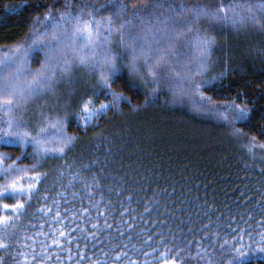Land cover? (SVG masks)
I'll return each instance as SVG.
<instances>
[{
  "label": "trees",
  "instance_id": "trees-1",
  "mask_svg": "<svg viewBox=\"0 0 264 264\" xmlns=\"http://www.w3.org/2000/svg\"><path fill=\"white\" fill-rule=\"evenodd\" d=\"M235 2L0 0V58L21 46L28 48L51 22L44 20L49 14L60 24V31L75 24L76 17L81 23L97 22L101 35L96 39L108 36L107 45L98 49L97 55L107 52L116 58L119 71L112 89L128 98L117 108L102 112L91 125L81 127L77 116L83 115V103L91 99L98 108L110 97L102 94L97 74L77 66L71 80L61 84L55 96L34 97L19 113L29 127L18 131L36 135L43 112L53 120L63 119L65 132L77 139L65 148L63 158L34 154L32 147L0 146V156L12 158L5 164L21 157L24 151L29 155L16 161L18 167L32 169L36 165L33 171L14 178L25 183L23 178L27 176L41 177L36 198L30 202L19 198L25 202L27 215L19 216L8 236L0 232V238L10 244L7 250L0 249L3 264H25L26 260L31 264H59L55 259H32L33 253H40L53 239L51 234L37 237V232L88 228L86 217L72 220L70 226L68 217L72 211L96 202L113 227L98 234L96 248L85 250L81 243V251L92 259L80 264H157L156 254L170 248L175 251L165 259H174L175 264H264V252L258 251L264 247V163L253 149L248 151L251 140L264 144V34L232 31L226 25L210 27L204 22L196 25L198 33L216 41L212 71L206 77L211 86L203 91L217 106L235 101L249 112L247 120L232 124L216 114L194 111L174 102L167 86L152 83L147 65L138 74H131L126 67L129 52L120 43L122 38L127 41L130 34L144 35L148 27L153 31H177L176 20L188 10L215 12L222 4ZM61 16H66L71 24L60 21ZM109 18L113 20L110 34ZM164 35L159 32V36ZM165 55L167 63L156 69L157 73L163 69L178 71L187 50L176 43L174 50ZM43 58V52L33 53L28 68H38ZM141 63L138 61V66ZM4 185L5 180L0 179V189ZM89 192L94 199H89ZM60 193L71 203L65 205ZM73 194L77 196L75 201ZM45 196L48 201L43 200ZM53 199L61 205L63 225L55 223V209L47 217L38 212L52 206ZM16 202L14 198H4L0 206ZM65 207L70 209L67 217L63 215ZM97 214L93 209L92 216ZM90 223L102 225L104 218L92 219ZM73 235L79 237L80 233ZM133 249L150 255L137 256ZM124 251L129 259L116 261L114 258ZM177 252L182 258L176 259ZM57 254L64 264H75L67 260L72 253H58L51 246L49 255Z\"/></svg>",
  "mask_w": 264,
  "mask_h": 264
},
{
  "label": "snow or ice",
  "instance_id": "snow-or-ice-1",
  "mask_svg": "<svg viewBox=\"0 0 264 264\" xmlns=\"http://www.w3.org/2000/svg\"><path fill=\"white\" fill-rule=\"evenodd\" d=\"M233 11V5L222 4L216 9L215 16L227 22L229 19L228 14ZM195 13L196 15L202 14L200 11ZM75 19L76 23L72 24L69 29L60 31V24L55 20V17L49 14L44 20L51 22L45 25L46 30H40L42 35H38L33 39L32 44L28 48L21 46L20 48H16L10 55H5L3 58H0V80L4 77L3 73L13 74L10 80L4 82V87H0V146H18L21 149L32 147L34 154L49 156L55 154L57 158H63L65 148L71 146L72 142L77 139L75 136H69L65 132V121L63 119L56 118L53 120L46 113L42 112L39 117L41 124L40 130L36 135H31L29 131H18L21 127H29V124L22 116H18L16 113L19 111L22 102H26L28 98L42 95L46 89L51 87L58 76H63L70 72L74 66L85 65L92 68H103L107 66V71L101 72L99 86L103 89L102 94L105 97H110V99L107 103L99 104L98 108L95 107L91 99L83 103V115L77 116V119L82 121L81 127L86 128L105 110L117 108L120 103L127 101L128 98L126 96L118 94L112 89V85L115 82L114 78L119 71L116 58L107 52H101L99 56L97 55V50L103 49L107 45L108 36L105 35L103 39L98 41L96 37L101 35V26L99 23L90 21L81 23L79 17ZM60 21L71 24L66 16H61ZM39 22L38 19L37 23ZM108 23V32L110 34L113 20L109 18ZM129 23L131 22L129 21ZM123 27L124 25L121 24V28ZM161 31L165 33L164 36H159V32ZM180 35H183V33L169 29H157L153 31L152 27H148L144 35L130 34L127 41L122 38L120 43L123 49L129 52L126 67L129 68L130 73L138 74L140 68L147 65L149 69L148 75L151 77L152 83L159 84L160 80L157 76L156 69L161 68L167 63L165 54L174 50L176 40ZM211 43L212 40L201 38L199 35L193 40L188 41L190 47H194L201 56L205 57L207 56ZM153 44L157 45V47L153 48ZM40 52L44 53V58L42 61H39V68L34 70L28 68L32 54L36 53L38 55ZM138 61H142L139 66L137 64ZM174 79L176 80L175 86L177 88L182 87V77L176 76ZM211 99V97L201 95L198 103L206 112L216 114L218 118L226 121L228 124H232L233 121H244L248 119V110L238 105L235 101L225 105L223 110H221L217 105H210ZM53 143L58 146H47ZM256 146L253 144V147ZM258 147L264 148V144H260ZM248 151L251 153L252 148H249ZM28 155L29 153L22 151L21 157H17L10 164H5V161L12 159L11 157L0 156V179L5 180L3 191H0V200L14 198L17 201L14 204L3 203L0 206L2 208V211H0V232L5 237L10 234L9 228L15 225L19 216L27 215L24 211L25 202H30L39 195L37 188V185L41 183L39 174L23 178L27 186H25V183H21V179L14 178L20 173H27L35 169L36 165H33L32 169L18 167L16 161ZM74 179H78V177ZM96 187L98 188L99 184H96ZM59 195L60 199L64 200L65 205L71 203L63 193ZM21 197L25 199V202H21L19 199ZM76 199V194H73V201ZM89 199H94L91 192H89ZM101 199L103 198L101 197ZM43 200L48 201L49 197L45 196ZM54 209L55 223L63 225L64 218H62L61 205L58 200L53 199L52 206L40 208L38 212L47 217L53 213ZM93 209L98 213L96 217L92 216ZM112 210L114 211V209ZM68 211L70 209L65 207L64 217H67ZM13 217L16 219L14 220ZM85 217L87 218L86 220H84ZM100 218H104L102 225L99 223H90L92 219L99 220ZM68 219L69 226L72 220H84L90 226L88 228H72L70 232H65L63 228L52 229L51 233L37 232V237H47L51 234L53 239L51 245L43 247L40 253L32 254L33 260L40 259L49 261L55 259L59 264H64L59 254L55 256L49 255V249L54 245L58 253H72L67 256V260L74 261L75 264H80L81 261L92 259L91 257H86L85 251H81V243H83L85 250L96 248L99 243L98 234H103L113 227L111 223H108V217L105 215V212L100 210L99 202L84 206L79 211H72V215ZM57 232L58 235H56ZM76 232L80 233L79 237L73 235ZM70 236L72 237L71 239H69ZM151 239L152 237L149 235V240ZM172 243L175 244L176 242L172 241ZM9 247L10 244L5 242L3 238H0V249L7 250ZM133 251L137 256L143 255L145 258L150 255L147 251L142 253L137 249H133ZM174 251L175 248H170L167 252L156 254L157 264H160L161 260H163V264H175L174 259H165L168 253ZM258 251L264 252V247L259 248ZM155 252L156 249L153 248V253ZM77 253L78 255H76ZM20 255H24V253ZM180 258H182L181 253L177 252L176 259ZM114 259L116 261L128 260L127 251L117 255ZM0 264H3L2 258H0ZM25 264H31V262L26 260ZM131 264H136V262L131 261Z\"/></svg>",
  "mask_w": 264,
  "mask_h": 264
},
{
  "label": "clouds",
  "instance_id": "clouds-1",
  "mask_svg": "<svg viewBox=\"0 0 264 264\" xmlns=\"http://www.w3.org/2000/svg\"><path fill=\"white\" fill-rule=\"evenodd\" d=\"M234 6V11L230 12L228 21L218 19L215 16V12L202 13L196 15L192 10H188L187 13L181 18L176 20V29L178 32L183 33L176 40L180 49H186L187 55L181 57L182 63L179 65V70L163 69L157 76L160 83L167 86L170 95L174 102L177 104H184L190 107L194 111H205L198 103L201 95L208 96L203 89L207 86H211L206 77L212 71V55L215 52L216 41L211 36H204L203 33H198L196 25L199 22L207 23L210 27H223L227 26L229 30L237 32L255 31L257 33L264 34V0H236L235 3H229ZM197 35L201 38H208L212 40L211 46L208 50L207 56H201L194 47H190L188 41L193 40ZM73 69L64 74L58 76L52 83L51 87L46 89L43 94L48 96H55L57 88L71 80ZM85 69L92 70L94 74H97L100 81L101 72L107 71V66L103 68H92L90 66L80 65ZM39 68V67H38ZM166 73V74H165ZM12 73L4 75L0 80V87H4V82L8 81L12 77ZM176 76L182 77V87L177 88ZM199 89V91H197ZM209 97V96H208ZM34 97L28 98L26 102H22L19 107V111L16 115L23 111L26 105L32 102ZM210 105L215 106L212 99Z\"/></svg>",
  "mask_w": 264,
  "mask_h": 264
},
{
  "label": "rangeland",
  "instance_id": "rangeland-1",
  "mask_svg": "<svg viewBox=\"0 0 264 264\" xmlns=\"http://www.w3.org/2000/svg\"><path fill=\"white\" fill-rule=\"evenodd\" d=\"M218 107H220L221 109L224 108V106H218ZM250 142H251L250 143L251 144L250 146L252 147L253 151L256 153L257 157H259L258 159L261 160L264 163V148L258 147L259 144L256 143L254 140H251ZM253 144H255L257 146L256 147H253ZM0 191H3V188L0 189Z\"/></svg>",
  "mask_w": 264,
  "mask_h": 264
}]
</instances>
